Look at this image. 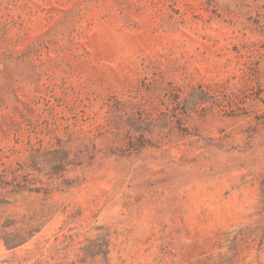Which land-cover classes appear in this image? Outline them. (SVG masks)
<instances>
[{
  "label": "rangeland",
  "instance_id": "1",
  "mask_svg": "<svg viewBox=\"0 0 264 264\" xmlns=\"http://www.w3.org/2000/svg\"><path fill=\"white\" fill-rule=\"evenodd\" d=\"M0 264H264V0H0Z\"/></svg>",
  "mask_w": 264,
  "mask_h": 264
}]
</instances>
